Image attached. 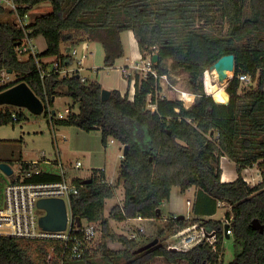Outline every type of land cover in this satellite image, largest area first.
Instances as JSON below:
<instances>
[{
	"label": "trees",
	"instance_id": "1",
	"mask_svg": "<svg viewBox=\"0 0 264 264\" xmlns=\"http://www.w3.org/2000/svg\"><path fill=\"white\" fill-rule=\"evenodd\" d=\"M14 1L22 16L43 2H50L52 9L25 25L3 19V14L13 11L0 9V70L12 69L17 75L16 80L0 86V91L24 80L44 101L46 114L54 97L69 95L79 102V111L66 118L53 117L54 124L76 125L87 131L99 128L105 145L114 138L127 147L116 183L106 180L104 169H94L84 182L85 177H72L82 183L78 193L70 196L72 214L86 221H100L103 240L97 249L104 263L97 262L94 253L88 251L83 258L64 260L63 264H118L121 260L122 264H148L157 256L171 261L185 259L189 264H220L226 234L224 221L216 219L204 223L217 229L218 250L208 242H200L188 250L155 244L136 253L141 246L138 238L112 232L109 221L103 218L104 203L115 196L120 183L124 186V202L114 205L111 212L124 220L138 215L158 218L157 209L170 198L174 185L183 192L196 186L217 205L219 200L225 201L231 205L226 217H232L230 236L236 245L234 258L228 264H264V230L253 226L254 219L264 225V0ZM216 3L229 24L225 34L213 35L195 22L199 4ZM175 22L181 25L176 27L172 24ZM130 30L143 58L159 55L153 63L159 74H189V90L196 94L193 105L194 97L186 102L190 108L180 97L156 98V77L138 70L125 76L128 82L135 80L133 99L130 90L123 94L113 88L109 99L103 100V84L95 79L82 80L78 72L70 77L54 72L41 77L37 60H73L64 52V42L77 45L98 41L104 48V64L113 66L126 55L124 33ZM39 35L45 37L47 47L37 55L21 57L18 44L26 37ZM227 53L235 54V68L226 86L230 101L224 103L227 93L221 87L208 94L205 71ZM241 73H250L255 85L242 89ZM22 117V112L2 109L0 125ZM223 156L236 161L238 176L234 180L222 181ZM255 163L262 167V180L251 185L244 180L243 169ZM19 166L21 174L10 181L21 180L29 170L32 175L24 180L59 178L56 171L45 168L36 173L30 161L20 159ZM163 233L164 229L158 237ZM109 238L123 247H108ZM22 240L0 235V264H46L44 245L49 249V242L34 240L38 242L36 248L44 252L36 259L31 246Z\"/></svg>",
	"mask_w": 264,
	"mask_h": 264
},
{
	"label": "rangeland",
	"instance_id": "2",
	"mask_svg": "<svg viewBox=\"0 0 264 264\" xmlns=\"http://www.w3.org/2000/svg\"><path fill=\"white\" fill-rule=\"evenodd\" d=\"M198 7L195 21L198 26L202 29L208 30L213 35L225 34L227 32L229 24L227 20L222 17L218 3L212 5L209 4V6L199 4ZM51 9L52 6L50 2L40 3L31 10V12L24 18L23 22L30 23L34 20L35 16ZM6 15L7 14H5V17ZM172 24L176 27L181 25L178 22ZM33 42L40 51H43L46 48V45L42 42L41 38L36 39L35 37ZM125 42L127 48L126 55L117 59L113 66H106L104 64L105 52L102 44L98 41H88L90 54L84 59V65L86 68L82 70L81 74L87 76L89 79L99 80L104 88L110 89L111 87L124 85V76L118 68L132 63L127 37ZM82 44V42L78 44L80 51L82 49ZM141 60L143 59H138L139 64L142 63ZM228 73L229 78L222 83L218 81L219 79L217 75L214 77L212 74L213 82H218L219 86L225 91L230 77L233 76L234 70L229 71ZM169 74L171 80L182 90L190 89L188 83L189 74L187 72L181 71ZM175 76H181V78L177 79ZM16 79V72H10L7 82ZM255 83L256 81L249 83L241 81V88L247 89L250 86H254ZM2 85L3 83L0 81V86ZM162 90L168 92L169 95L179 97V92L172 87H162ZM131 94H133V92ZM66 107H71L73 112H78L80 109L79 102L66 94L55 97L54 102L49 105L48 114H46L45 110L41 114H35L23 106L0 104V110L9 108L15 112L23 113L21 120L0 125V159L13 160L11 166L14 170V175H6L0 170V201L2 200L4 185L9 182L13 176L21 174L19 162L22 158V160H47L50 161V163H56L57 160H62L65 164L66 170H68V176L70 179L74 176L89 177L94 169L102 168L106 172V180L112 182V184L117 182L119 170L123 162V158L120 157V154L124 152L125 145L119 141L111 143L110 138L105 145L102 141V134L99 128L87 131L76 125L54 124L51 119L53 117L57 119V116L53 114L52 111L55 110L56 113L62 111L67 116ZM77 161L81 162L79 169L75 168ZM222 163L224 164V174L228 176V178L235 179L236 165L232 164L227 158H224ZM250 168V172L255 179L262 178V167L258 163L250 166ZM124 196V186L120 183L117 187L115 196L107 198L104 203L103 218H106L109 221L110 230L112 232L125 234L127 236L138 227L143 226L144 232L140 233L138 237V241L141 245H144L157 237L159 238L157 244H166L169 246V244L173 243L176 239L174 236V228L168 223L169 218L172 217L173 214L184 215L186 217L194 215L192 206L187 202L188 198L192 199V193L188 190L183 192L179 185L173 186L172 196L163 201L160 206L161 215L155 221L124 220L119 219L115 214H112L111 210L113 206L116 204L122 205L124 202ZM227 209H230L228 203L219 205L213 219L224 221ZM40 212H43V210L41 209ZM163 229L164 233L158 237V233ZM100 230L99 237H97L95 245L90 253H94L97 262L104 263L97 249L100 241L103 240V230L102 228ZM22 243L31 246L30 250L36 259L39 258L40 254L44 253L42 249L36 248L38 246V242L36 241L34 242L23 239ZM107 245L112 249L123 247L121 242L111 240L110 238L107 239ZM44 247L46 249V264H63L59 261L56 254L51 253L50 248L48 249V245H44ZM222 250L219 259L220 264H228L229 261L234 258L236 250L233 236L224 238ZM122 263L123 260L118 264ZM148 264L189 263L185 259L171 261L165 256H157Z\"/></svg>",
	"mask_w": 264,
	"mask_h": 264
},
{
	"label": "built area",
	"instance_id": "3",
	"mask_svg": "<svg viewBox=\"0 0 264 264\" xmlns=\"http://www.w3.org/2000/svg\"><path fill=\"white\" fill-rule=\"evenodd\" d=\"M18 7L19 5L14 0H0V9L13 11L19 14ZM28 14L29 12L23 16L19 14L20 25H25L23 20ZM33 39L34 38L26 37L18 44L17 48L21 57H26L29 54L37 55L40 52L36 44L33 42ZM89 54L90 51L87 44H85L81 51L76 46L69 51V55L73 59L72 61L67 59L63 61L62 59L47 57L43 60H37L38 70L43 79L45 76L53 72L58 73L61 77H70L75 72H78L82 76V80H86L88 77L82 75L81 72L86 68L84 65V59L88 57ZM152 58V55H149L148 58H143L141 54L140 59H146L144 66L135 64L134 67L141 68L144 71L143 75L145 76L148 73H152L156 77L154 96L156 98L169 97L168 92L162 91L161 87H172L179 92V97L183 99L185 106L187 107L186 93H189V91H182L181 88L171 80L169 73L159 74L153 67L154 61ZM120 68L124 77L131 74L128 65L121 66ZM8 77V70L1 69L0 81L3 84H6ZM175 77L177 79L181 78V76ZM239 79L246 83L254 81L253 76L250 73H241ZM132 81L135 83L134 79ZM132 91L133 90L130 89L131 99L134 98V96L131 95ZM150 105L155 106V104ZM72 112L71 107H66L67 116ZM53 114H55L57 118L67 117L62 111H58L57 113L54 112ZM14 118H16L15 115ZM110 142L115 143L116 139L110 138ZM120 157L124 158V152L120 154ZM30 163L34 166V171L36 173H39V171L42 170V164L50 165L51 167H55L56 164L58 167L56 172L59 174V178L49 181L24 180V177L32 175V171L29 170L24 173L25 176L21 180L7 182L4 185L2 200L0 201V235L14 236L31 241H48L51 253L59 256L61 263H63L64 260L83 258L88 254V251H91L94 247L96 239L101 232V223L100 221H86L83 219L78 223L76 217L72 214L70 196L78 193L82 183H77L69 178L68 170H66L65 164L62 160H57L56 163H50V161L47 160H34L30 161ZM80 166L81 162L77 161L75 168L79 169ZM250 169V166L243 169V178L249 184L255 185L259 183L262 178L255 179V177L252 176ZM89 179L90 176L84 178L83 182ZM44 197H59L65 200L69 219L67 227L64 230H49L40 225L39 219L45 214V210L42 209L43 212H40L41 208H39L37 202L40 198ZM187 202L189 204L190 200L188 199ZM225 203V201H218V205H224ZM229 208H231V205H229ZM144 218L145 217L138 215L129 219L142 220ZM231 219L232 217H226V219H224V225L225 223L229 224L228 230H224V233L226 234L224 238L227 237V235L230 237L232 234ZM188 221L189 216L181 217V215L177 214H173V216L169 218L168 223L173 226L174 236L176 237L175 241L169 244L168 247L170 249L188 250L200 242H208L215 250H218V231L216 228H209L204 222L189 223ZM183 223L187 224L183 225ZM143 232L144 227L140 226L132 231L129 237L138 238L139 234Z\"/></svg>",
	"mask_w": 264,
	"mask_h": 264
},
{
	"label": "water",
	"instance_id": "4",
	"mask_svg": "<svg viewBox=\"0 0 264 264\" xmlns=\"http://www.w3.org/2000/svg\"><path fill=\"white\" fill-rule=\"evenodd\" d=\"M159 58L158 54L153 56V61L157 62ZM235 68V54L227 53L222 55L215 63H213L206 71H205V79L208 81L205 85L208 94L215 93L219 89V83L213 82L212 74L214 71L218 73V81L222 83L226 79L229 78L228 71H232ZM8 72H13L12 69H8ZM79 75V74H78ZM232 77V76H231ZM230 77V78H231ZM227 93V100L223 101L224 103H228L230 101V95ZM111 95V89L103 88L102 90V99L107 100ZM55 99V97H54ZM220 102V101H219ZM0 104H12L16 106H23L28 108L31 112L35 114H41L45 110V105L41 97H39L35 91L30 87V85L26 81H19L14 85L3 89L0 91ZM55 110L53 111V113ZM125 146V150H126ZM0 169L6 175H12L13 168L7 161H0ZM39 208L45 210V214L42 215L39 219L40 225L49 230H64L67 227L68 222V211L67 205L63 198L59 197H44L40 198L37 202ZM158 216L161 215V209H157ZM184 217V215H181ZM78 223L81 222V218L79 216L76 217ZM253 226L258 229L260 228L262 231L264 230V225L260 223L258 219H254ZM229 228V224L225 223L224 230L227 231ZM229 237V235H227ZM159 238H155L148 243L141 245L138 247L135 252H141L146 250L155 244H157ZM175 250V249H173Z\"/></svg>",
	"mask_w": 264,
	"mask_h": 264
},
{
	"label": "crops",
	"instance_id": "5",
	"mask_svg": "<svg viewBox=\"0 0 264 264\" xmlns=\"http://www.w3.org/2000/svg\"><path fill=\"white\" fill-rule=\"evenodd\" d=\"M43 3H45V2H43ZM31 10L29 11V13L31 12ZM5 14H7L6 17H5ZM5 14L2 15V18L3 19H6V20H9V21L15 22L16 24H19V22H20L19 14L15 13V12H12V13L6 12ZM25 24H28V23H25ZM126 37H127V40H128L129 46H130L131 60H132V63L130 65H128L129 66V70H130L131 73H134L133 71L138 70V71L141 72V74H143L144 71L141 68H135L134 67L135 64H138L139 66H144V64L146 62V59L141 60L142 63H140V64L138 62V59H140V57H141V52H140V49H139V46H138L137 39H136V37L134 35V32L132 30L125 32L124 33V41H126ZM40 38H41L42 42H44V44L47 47V42H46L45 37L43 35H39L38 37H36V39H40ZM82 43H83L82 44V49L84 48L85 44H87L88 45V48H90L89 47V44H88V41H83ZM76 46L78 48V44L77 45H71L69 42H64L62 44V48H63L64 52H66L68 54H69V51L73 47H76ZM118 69L121 72V68H118ZM123 80H124V85H122V86H116V87H111L110 89L118 88L119 90H121V92L123 94L127 90H130L131 89V90H133L132 92L134 94L135 93V84H134V81L128 82V80L125 79V77L123 78ZM7 83H9V82H7ZM189 93L193 94V96H194V101L192 103V105H193L195 103V101H196V94H194V93H192L190 91H189ZM168 96L170 98H173L174 97V96L169 95V94H168ZM187 108H190V107H187ZM224 158H227L229 161L232 162V164L236 165L235 161L232 160V159H230L228 156H223L222 157V160ZM24 160L25 161H34V160H37V159H34V160L24 159ZM222 160H221V165H222V169H223L222 181H227V180L231 181V180H234V179H224L223 178V175H224L225 171H224V164L222 163ZM1 161H7V162H9V161H13V160H4V159H1ZM41 166L43 168H45L46 170L48 169V171H50V170L57 171L56 169L58 168L57 165H55V167H51L50 165H46V164L44 165V164H42ZM235 172H236L235 173V175H236L235 178H236L238 176L237 165H236ZM13 173H14V170H13ZM187 190L192 193V199L191 198H188V199L190 200V203L189 204L192 206V209L194 211V215L189 216V221L188 222L189 223H195V222H199L200 223V222L206 221L207 219H213V216L216 214L217 209H218V206H219V205H217V202L212 197H210L208 194H206L205 192L199 190L196 186H191ZM171 196H172V190H171L170 197ZM157 219L158 218H148V217H145L142 220H140V219H131V220H139V221H149V220H152V221H155ZM225 219H226V217H225Z\"/></svg>",
	"mask_w": 264,
	"mask_h": 264
},
{
	"label": "bare ground",
	"instance_id": "6",
	"mask_svg": "<svg viewBox=\"0 0 264 264\" xmlns=\"http://www.w3.org/2000/svg\"><path fill=\"white\" fill-rule=\"evenodd\" d=\"M229 71H230V70H229ZM229 71H228V72H229ZM216 75L218 76V73H217V71H214V72H213V76L216 77ZM181 90H182V89H181ZM182 91L187 92L186 90H182ZM131 95L134 96V94H131ZM193 97H194L193 94H191V93H186V102H190V101L192 100ZM223 178H224V179H232V178H228V176H226L225 174L223 175Z\"/></svg>",
	"mask_w": 264,
	"mask_h": 264
}]
</instances>
